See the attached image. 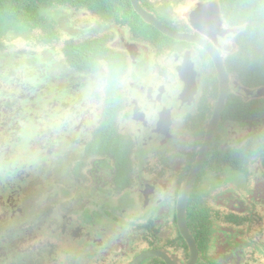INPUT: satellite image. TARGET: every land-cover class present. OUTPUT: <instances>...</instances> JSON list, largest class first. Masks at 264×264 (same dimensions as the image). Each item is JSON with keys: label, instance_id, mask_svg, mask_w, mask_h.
Listing matches in <instances>:
<instances>
[{"label": "flooded vegetation", "instance_id": "obj_1", "mask_svg": "<svg viewBox=\"0 0 264 264\" xmlns=\"http://www.w3.org/2000/svg\"><path fill=\"white\" fill-rule=\"evenodd\" d=\"M213 1L219 7L218 16ZM139 3L165 28L190 40L166 34L134 8L137 23L143 28L141 34L130 32V25H122L109 15L103 16L100 38L106 50L118 55V66L113 71L103 60L105 79L97 117L99 125L102 121L106 127L108 124V135L120 151L91 154L93 134L84 127L85 118L71 125L72 130L91 136L72 139L79 153L67 151L62 157L68 162L67 174L80 184L27 186L31 189L28 193L38 194L35 213L45 218L51 232H33L35 222L27 218L19 230L24 231L17 245L21 258L16 256L8 264H264L263 156L249 155L245 170L229 163L236 157L232 154L235 149L264 131V75L257 81V73L248 64L244 76L239 74L245 60L255 57L248 50L253 45L239 38L246 25H229L218 0ZM225 88L216 134L191 187L183 233L178 203L220 110L221 89ZM230 101L248 104L254 113L245 118L227 116ZM229 130L232 136L225 139ZM51 141L45 139V145ZM175 141L179 142V153L166 152L165 147ZM147 150L152 160L143 153ZM234 171L242 175V185H236ZM24 172L18 171V176ZM209 178L215 184L202 186ZM251 179L253 185H249ZM11 188L10 197L0 202L2 218L8 211L13 216L27 214V208L15 197L26 187ZM80 189H86V197L78 199V211L63 207L64 200ZM127 198L132 200L126 205ZM111 202L115 204L108 206ZM135 202L144 209L141 216L140 211H128ZM58 208L62 219L71 213L67 225L71 233L64 229L63 234L55 235L52 225L58 222ZM76 216L79 220L82 217V222H74ZM68 250L72 251L69 256L59 259L55 255ZM5 254L0 260L7 262Z\"/></svg>", "mask_w": 264, "mask_h": 264}, {"label": "rangeland", "instance_id": "obj_2", "mask_svg": "<svg viewBox=\"0 0 264 264\" xmlns=\"http://www.w3.org/2000/svg\"><path fill=\"white\" fill-rule=\"evenodd\" d=\"M47 15L55 21L60 32L62 43L56 46L43 43L40 39L28 38L26 31H21L20 34L13 29L5 31L3 28L6 52L12 56L5 60L1 67L4 73L0 76V202L10 197L12 186L23 185L26 189L15 197H19L22 207L27 208V214L13 216L8 211L2 218L0 208V233L5 235L0 236V256L6 253L4 258H7V262L0 260V264H8V260L16 256L21 258L17 245L24 231L20 233L19 230L24 227L27 218L35 222L33 232L45 235L51 232L46 228L45 218L41 219L35 213L38 194L28 193L31 189L27 186L39 184L56 188L80 184L75 176L67 174L68 162L62 157L66 156L67 151L79 153L80 148L71 143L72 139H90L91 136L72 130L71 125H78L81 118H85L84 127L90 128L91 135L92 130L99 126L97 116L101 110L100 92L105 79L103 64L101 71L91 73L94 78L89 73H79L68 64L62 46L68 38L80 41L103 34L100 20L85 10L60 6L49 9ZM3 78L7 80L4 81ZM64 130L67 131L65 134ZM231 134L232 130H229L225 139H230ZM45 139H52L51 145H45ZM178 146L179 142L175 141L165 147L166 152L178 154ZM143 153L148 155L147 158L153 159L149 150ZM20 170L25 171L22 176H18ZM232 174L236 177V185H242V175H238L237 171ZM214 184V179L209 178L203 180L202 186ZM253 184L254 180L251 179L249 185ZM261 185H264L263 181ZM81 197H86V189L78 190L76 195L64 200L62 206L78 211V199ZM88 199L89 197L84 198L82 202ZM131 200L132 198H127L125 204H130ZM119 203L122 204L121 201ZM109 204L115 202L108 203V206ZM135 204L130 207L129 213L140 211V216L144 214L142 205L138 202ZM160 211L165 214L164 208ZM57 212L58 222L52 225L55 235L63 234L64 229H69L68 215L71 214L66 213V217L62 219V210L58 208ZM78 221L82 222V217L79 220L76 216L74 222ZM71 254L72 251L69 250L55 253L59 259Z\"/></svg>", "mask_w": 264, "mask_h": 264}, {"label": "trees", "instance_id": "obj_3", "mask_svg": "<svg viewBox=\"0 0 264 264\" xmlns=\"http://www.w3.org/2000/svg\"><path fill=\"white\" fill-rule=\"evenodd\" d=\"M221 5L223 18L229 25H246L242 32L240 41L244 44L253 45L248 48L255 57L247 58L245 66H241L239 74L244 76L245 67L248 64L257 73L254 78L260 81L264 75V0H218ZM60 6L72 10H85L91 15L98 17L100 21L103 16L115 19L122 25L128 26L129 31L141 34L143 28L137 23L139 16L135 14L129 0H0V76L4 73L1 68L11 54L6 52L3 33L7 29H13L16 33L26 31L27 37L33 40H41L48 45L56 46L62 43L60 32L56 23L47 15V11L53 7ZM3 28L5 31H3ZM62 51L66 55L68 64L77 72L95 73L100 71L103 60L107 62L111 70L117 69L118 55L103 47L100 36L74 41L65 39ZM4 81L7 78H3ZM110 87V86H109ZM108 87V88H109ZM111 89V88H109ZM230 110L227 108V116L245 118L247 114L252 116L253 108L248 104H234L230 101ZM229 110V111H228ZM230 112V113H229ZM237 115V116H236ZM108 124L100 125L93 130L90 141V153H113L116 154L117 146L112 136L108 135ZM120 148V147H119ZM124 152L127 153V150ZM233 160L229 163L238 170L247 169L246 158L249 155H262L264 165V131L250 139L241 148L235 149ZM244 157V159H241ZM261 160V161H262Z\"/></svg>", "mask_w": 264, "mask_h": 264}, {"label": "water", "instance_id": "obj_4", "mask_svg": "<svg viewBox=\"0 0 264 264\" xmlns=\"http://www.w3.org/2000/svg\"><path fill=\"white\" fill-rule=\"evenodd\" d=\"M215 2V1H213ZM131 3L133 5L134 10L148 23H151L153 25H155L158 29L162 30L163 32H165L166 34L176 38V39H185L187 40L188 37L186 35H181V34H177L174 33L170 30H168L167 28H165V26H163L161 23H159L151 14H149L145 9L142 8V6L139 3V0H131ZM212 1L210 3H204V5H208L211 4ZM215 10H216V15H219V7L217 6V2H215ZM190 40V39H188ZM222 91V95H221V104L218 105V108L220 109L219 111H216L215 116L213 118V121L208 129L207 132V136L205 139V142L200 150L199 156L192 168V171L187 179V182L184 185V190L182 193V197L179 200L178 203V207H177V212H178V218H179V223L182 229L183 233H186V226H185V216H186V207H187V202L189 199V195H190V191H191V187L193 186L195 180H196V176L198 174V172L200 171L202 164H203V159L205 154L207 153L208 147L211 143L212 138L214 137V135L216 134L217 131V123H218V116L219 113L222 109V105H223V101L225 98V92H226V88ZM184 224V225H183Z\"/></svg>", "mask_w": 264, "mask_h": 264}]
</instances>
